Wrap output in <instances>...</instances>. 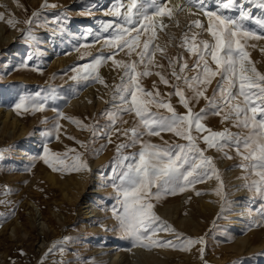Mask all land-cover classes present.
<instances>
[{
	"label": "rangeland",
	"instance_id": "1",
	"mask_svg": "<svg viewBox=\"0 0 264 264\" xmlns=\"http://www.w3.org/2000/svg\"><path fill=\"white\" fill-rule=\"evenodd\" d=\"M128 2L129 0H0V13L4 15L0 19V109L8 110L10 115L17 117L18 122L14 130L5 129L0 118V264H113L106 262L107 254L99 256L95 244L105 247L111 242L121 243L125 249L123 253H128L135 247L118 229L113 230L117 220L112 209L113 206L118 207L117 192L113 184L119 183L116 179L119 174L116 145L126 142V138L113 131L112 142L108 143L106 136L97 135L94 138L91 130L84 129L75 122L106 125L107 118L102 114L106 110L112 112L113 104L118 103V100L113 101V92L114 86L120 83L122 69L113 65L110 60L105 61L98 69V75L104 84L71 78L76 75L71 71L72 68L91 63L101 52L107 55L112 51L102 47L103 39L96 42L97 34L101 37L110 34L111 30L101 31V22L118 20L111 12L121 3ZM139 2L151 12L148 7L150 0ZM240 2L235 0L233 9L224 14L239 20L241 10L249 12L251 18L241 23L245 29L264 37V29L256 23L257 19L264 20V0H251L249 5L243 7ZM219 3L220 0H206L205 10H217ZM45 4L49 6L44 7ZM167 7L172 9L173 14L171 17L155 18L157 35L153 41L161 50L156 51L154 62L164 67H153V74L142 77L141 85L151 91L155 83L163 98L166 101L170 99L177 112L185 113L178 97L173 95L169 98L166 95L173 92V88L161 83L155 73L162 72L175 83L169 74V59L183 57L189 66L195 63L196 57L180 46L185 33L190 37L195 35L197 41H213L206 32L208 19L203 11L187 5L186 0H167ZM181 7L183 11L180 10ZM183 12L188 15L185 19L184 16H179ZM174 17H178L179 21L181 17V22L170 21ZM10 19L14 24L8 23ZM26 20H32L33 39L26 40L22 34V31L29 28L24 23ZM196 20L201 21L203 29L193 25ZM167 23L170 26L171 23L176 25L169 27ZM89 29L92 30L91 35ZM242 44L251 61L248 67H255L264 74V38H242ZM29 56L32 57L31 60L28 59ZM115 58L124 61L138 59L135 53L129 57L125 52H119ZM210 65L215 67L211 61ZM176 67L178 70L179 64ZM186 74L193 73L189 71ZM218 80L219 77L215 78L208 86V96L212 95ZM52 90H55L54 93ZM37 92L41 96L54 94L55 99H49L43 111L16 110L15 104L22 96H34ZM84 92V98L69 108L71 98L79 97ZM205 106L206 101L201 99L193 105V111L199 112ZM53 108L56 109L55 112ZM160 111L166 113V110ZM57 112L63 113V116H58ZM123 120L128 123H117L115 127L131 128L136 117L124 114ZM204 123L213 131L227 129L232 133L247 135L246 129L234 127L229 121H222L221 116L209 115ZM56 124L60 125L58 130L55 128ZM49 132L51 135H45ZM144 140L157 145L164 142L186 143L169 132H162L160 136H145ZM32 142L34 146L31 145ZM102 145L104 147L101 150ZM199 145L206 148L202 140ZM45 146L49 149L47 155L50 160L54 154L68 152L72 156L69 149H74L82 155L90 168V171H85L86 182L80 197L73 203L62 195L57 183L48 179L47 173L50 172L59 182L73 179L81 171L54 170L43 159ZM23 149L30 152L28 158L20 154L19 150ZM91 150L99 151V154L95 155ZM139 150L138 144L135 148L125 149L124 154ZM225 152L231 158H226L224 152L214 148L206 149L205 155L213 158L223 182L221 191L229 203L222 208L224 200L216 195L220 182L214 176L186 186L183 192L177 190L175 194H168L159 201H154L155 213L170 226L169 230L158 232L155 239L171 240L177 246H140L145 251L123 255L120 261L122 264H264V245L247 250L248 244L243 245L238 241L250 232L253 235L264 229V219L260 214L261 198L245 187L258 177L240 166L247 162L237 155L235 148H226ZM238 175L241 178L235 184L237 181L234 178ZM245 176L248 180L243 178ZM98 177L102 181L93 183ZM92 183L98 184L101 190L88 194ZM240 186L243 187L242 193L237 192ZM209 193H213V196L209 197ZM68 194L71 195V191ZM86 196L93 203H96L94 197L101 198V202L97 204L101 210L98 218L101 219L92 218L93 223L82 212ZM207 201L209 206L204 205L202 208L201 204ZM246 207H251L252 212L247 211ZM240 211L243 212L241 216H236ZM232 220L235 222L232 223ZM51 222L55 224L54 228ZM88 223L91 224L87 230ZM177 234L180 235V240L177 239ZM7 236H11V239H6ZM185 237L203 239V244L192 245L184 250L180 244ZM98 238L102 239L101 242L95 243ZM201 248L204 249L203 254L200 252Z\"/></svg>",
	"mask_w": 264,
	"mask_h": 264
},
{
	"label": "snow or ice",
	"instance_id": "2",
	"mask_svg": "<svg viewBox=\"0 0 264 264\" xmlns=\"http://www.w3.org/2000/svg\"><path fill=\"white\" fill-rule=\"evenodd\" d=\"M205 2L206 0H186L187 5L203 11L207 17L206 32L211 35L213 42L197 41L195 35L190 37L185 33L180 46L196 57L195 63L189 66L183 57L169 59V74L175 83L162 72L155 73L161 83L173 88L174 91L166 95L169 98L173 95L178 97L179 103L186 110L185 113L177 112L170 99L166 101L156 89L155 83L151 91L141 85V78L152 75L153 67L161 69L164 67L154 62L156 51L161 50L153 41L157 35L155 18L171 17L173 14L172 9L167 7V0H150L148 7L151 12L145 9L139 0H129L127 4L121 3L116 6L111 15L118 20L101 22V31L111 30L110 34L101 37L98 33L96 39V42L103 39L102 47L112 51L107 55L101 52L91 63L71 69L76 73L71 77L73 80L98 81L102 84L105 82L98 75V69L105 61L110 60L113 65L122 69L120 83L114 86L113 92V101L118 100V103L113 104L112 112L106 110L102 114L107 118L106 125L75 122L82 128L91 130L94 138L97 135L106 136L108 143L112 142L113 131L126 138V142L116 145L119 167L116 179L119 183L113 184L117 192L118 205L112 209L117 220L113 230L118 229L133 246L145 248L177 246L171 240L155 239L158 232L170 228L154 211V201H159L165 195L175 194L177 190L183 192L186 186L214 176L220 182L216 195L224 200L222 208L229 203L221 191L223 182L219 171L213 158L205 155L206 149L214 148L224 152L226 158H231L225 149L235 148L237 155L247 162L240 166L258 179H253L245 187L261 198L260 214L264 219V74L258 72L255 67H248L251 61L242 44V38L264 37L244 28L241 22L251 18L249 12L241 10L237 20L221 11L233 9L235 0H220L217 10H205ZM180 10L183 11V7ZM3 18V13H0V19ZM8 23L12 25L14 21L10 19ZM24 23L29 25V28L22 31V34L26 40L33 39L32 20H26ZM256 23L264 29V20L257 19ZM193 25L204 28L199 20L193 21ZM89 34H92L91 29ZM119 52H125L129 57L135 53L138 59L117 60L115 57ZM209 57L211 64L215 65L214 68L210 65ZM28 59L31 60L32 57L29 56ZM189 71L193 74L187 75L186 72ZM217 77L219 80L216 87L212 95L208 96L206 94L208 86ZM105 86L107 87L106 84ZM52 91L54 93L55 90ZM49 99H55V95L41 96V93L37 92L34 96H22L15 104V108L18 111L29 109L43 111ZM201 99L206 101L205 108L199 112L193 111V105L199 103ZM161 109L166 110V113L161 112ZM52 110L56 111L55 108ZM124 114H133L136 117L133 126L126 129L116 128L117 123H128L123 120ZM57 115L62 117L63 113L57 112ZM209 115L221 116L222 121H229L234 127L246 129L247 135L242 136L227 129L213 131L204 123ZM59 127V124L55 125L57 130ZM162 132L173 133L186 143L164 142L157 145L144 140L145 136H160ZM200 140L206 148L200 147ZM138 144L139 152L124 154L125 149L135 148ZM103 147L104 145L101 146V150ZM43 151L45 163L53 166L54 170L90 171L82 155L74 149H69V152L73 153L72 156H69L68 152L62 155L54 154L51 160L47 155L49 153L47 146ZM91 151L95 155L99 154V151ZM243 178L248 180L247 176ZM177 239L180 240L179 234ZM196 244H203V239L185 237L180 246L188 250L189 246ZM203 251L201 248V254Z\"/></svg>",
	"mask_w": 264,
	"mask_h": 264
},
{
	"label": "bare ground",
	"instance_id": "3",
	"mask_svg": "<svg viewBox=\"0 0 264 264\" xmlns=\"http://www.w3.org/2000/svg\"><path fill=\"white\" fill-rule=\"evenodd\" d=\"M240 1H241L240 2L241 3V7H243L245 5H249L251 3L250 2L251 0H240ZM216 7H219V4ZM221 11L228 12L229 13V10H223V9H221ZM179 16H181V17L184 16L183 19H185V18H187L188 15H187V12H183ZM181 17H179L180 21L177 20L178 17H177V19L174 17V19L172 18L170 21L173 22V21H176L177 20V21L181 22ZM174 24L175 23H173V24L171 23V26L172 25L173 26L176 25V24L175 25ZM167 25H169V27H171L170 24L167 23ZM161 35L162 34H160V36ZM85 95L86 94L84 92L79 97L71 98V100H70V102L68 104V107L71 108L74 104L79 103V101H81L84 98ZM0 118H1V122H2V124H3V126H4L5 129H12V130H14V128L18 126L17 117L10 115L9 112H8V110H6V109H0ZM31 145L34 146V142H32ZM19 152H20L21 155L25 156V158H28L29 155H30V152L25 151L24 149L23 150H19ZM47 177L53 183H57V185L59 187V190L61 191L62 195H64L66 197V199L68 201H70L71 203H73L74 201H76V199H78L80 197V194H81L82 189H83V187L85 185V182H86V180H85V177H86L85 171H81L73 179H64L63 181H59V182H57L55 180V177L50 172L47 173ZM240 178L241 177L239 175L234 178V180L237 181L235 184L238 183V180ZM101 181L102 180L100 179V177H98L97 180H95V179L93 180V183H100ZM242 188L243 187L240 186V189L237 190V192L242 193L241 192L242 191ZM99 190H101V189H99V185L98 184H93V185H91L89 187L88 194H94L95 192H98ZM68 191H71V195L68 194ZM210 196H213V193H209V197ZM87 197H89V196H86V199L83 202L82 212L84 214H86V218L88 220H91L92 218H93L92 220H95V219H97L100 216L99 214H100L101 210L98 209L97 204H99L101 202V198L98 197V196L94 197V199H96V203H93V201L92 200L89 201L87 199ZM32 203L33 202H31V204ZM237 204L239 205L241 203H237ZM237 204L235 206H237ZM204 205L206 207H208L209 206V202L207 201L204 204L202 203L201 204L202 208L205 207ZM235 209L238 210L239 208L238 207H235ZM245 209L247 211L250 210V212H252L251 207H246ZM242 213L243 212L240 211L236 216H241ZM100 219L101 218H98V220H100ZM234 222L235 221L232 220V223H234ZM91 223H93V221ZM91 223H88L86 225L87 230L90 228V224ZM51 226L54 228L55 227V224L53 222H51ZM92 229H93V227H92ZM13 230H14V228H13ZM259 231L255 232V233L252 232V233H254L253 235L250 234L251 232L250 233L247 232L248 235H246L243 238H240V240H238V241L240 243H242L243 245L244 244L245 245L248 244L247 250H253L255 248L262 247L264 245V229H262L260 232ZM16 234L17 233L15 232V235ZM6 239H11V236H7ZM101 240H99V238H98V239L95 240V243L101 242ZM95 246H96L97 253H99V256L100 257H104V255L107 254L108 256L106 257L107 258L106 259V262L107 263H113V264L116 263V262H118V261L120 262L121 261V257L123 255H126L127 256L128 254H131V253H134V254L135 253H139L140 250L141 251H145V249H142L140 246H135L130 252L128 251V253H123V251L125 250L124 247L121 245V243H117V242H114V243L111 242V243L107 244L105 247H103L101 245L98 246L97 244H95ZM241 246L242 245H240V247ZM122 263L123 262H120V264H122Z\"/></svg>",
	"mask_w": 264,
	"mask_h": 264
}]
</instances>
